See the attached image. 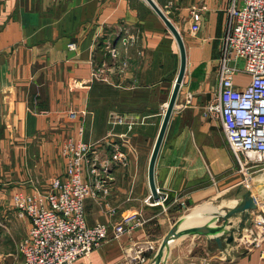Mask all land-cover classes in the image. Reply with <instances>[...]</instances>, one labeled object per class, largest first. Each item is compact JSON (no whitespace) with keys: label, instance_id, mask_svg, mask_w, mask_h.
<instances>
[{"label":"crops","instance_id":"0c3cea01","mask_svg":"<svg viewBox=\"0 0 264 264\" xmlns=\"http://www.w3.org/2000/svg\"><path fill=\"white\" fill-rule=\"evenodd\" d=\"M154 1L180 31L187 52L155 166L158 198L149 163L181 64L162 18L146 0H0V236H13L9 260L0 264L22 261L15 237L32 226L13 206V195L49 189L65 170L58 148L80 128L100 174L86 165L94 192L85 200L87 224L107 223L110 232L90 258L74 264H152L158 250L146 252L144 263L127 257L141 242L166 246L158 264H264V245L237 248L227 242L226 226L219 246L206 229L245 182L221 118L207 109L221 88V37L233 0ZM194 8L202 16L197 34L190 29ZM249 81L244 72L234 77L238 87ZM115 147L125 163L111 162ZM251 179L264 180V170ZM131 214L138 224L116 236L115 224ZM229 220L236 224L239 217Z\"/></svg>","mask_w":264,"mask_h":264},{"label":"built area","instance_id":"2783aa9c","mask_svg":"<svg viewBox=\"0 0 264 264\" xmlns=\"http://www.w3.org/2000/svg\"><path fill=\"white\" fill-rule=\"evenodd\" d=\"M228 11L230 21L221 37L218 60L221 88L207 109L221 118L240 171L251 180L254 171L264 170V0H242L239 7L233 0ZM201 21L199 9L194 8L190 18L193 34L199 31ZM112 52L117 55L115 48ZM241 72L249 74L250 81L238 87L234 77ZM82 135L80 128L76 137L64 142L65 171L53 179L49 189L13 195V206L32 223L19 243L23 259L18 264H74L80 258H90L109 237V224H87L85 200L94 192L85 178L86 165L91 166L95 177L100 174L96 158L90 156L91 146ZM115 150L111 162L125 163L124 152L117 147ZM107 172L106 162L103 173ZM104 180L99 178L97 182L102 184ZM256 201L249 221L233 240L247 250L264 245V197L256 194ZM137 224L136 214L124 216L114 226L116 236ZM158 249V243L141 242L134 255L128 252L127 257L144 263L145 253Z\"/></svg>","mask_w":264,"mask_h":264},{"label":"water","instance_id":"95a60500","mask_svg":"<svg viewBox=\"0 0 264 264\" xmlns=\"http://www.w3.org/2000/svg\"><path fill=\"white\" fill-rule=\"evenodd\" d=\"M146 2L156 11V13L162 18V20L165 22L168 29L172 32L174 35L179 49H180V56H181V64H180V70L178 73V76L176 78L174 88L170 97V100L166 106L163 122L161 124L158 137L156 139L155 146L153 148V152L150 158L149 163V182L150 187L152 190V193L155 198H158V192L157 187L155 184V166L156 161L160 152V149L162 147V143L164 140V136L168 127V124L170 122L179 91L181 88V85L183 83V79L186 72V64H187V52H186V46L183 40V37L178 30V28L174 25V23L170 20V18L164 13V11L158 6V4L154 0H146ZM255 190L250 188H247V191L243 194H240L238 192L234 198L235 202L233 206L225 208L223 210H218L217 213L211 218L213 222L221 223V225H215V226H207L206 229L210 231V233L214 237V241L219 245L222 246L223 238L220 236L221 232L223 231V227L231 225L232 223L229 222L230 218L234 215H241L240 221L237 223L238 228H229V235L227 236V242L231 243L234 239V232L241 231L249 221L251 217V211L256 209L257 201H256V193L261 195V197H264V180L261 182H255L254 183ZM246 187V185H245ZM203 228L202 230H206ZM166 245V243L164 244ZM164 250H166V246H163L155 255L154 259L152 260V264H158L160 261Z\"/></svg>","mask_w":264,"mask_h":264},{"label":"rangeland","instance_id":"374dc122","mask_svg":"<svg viewBox=\"0 0 264 264\" xmlns=\"http://www.w3.org/2000/svg\"><path fill=\"white\" fill-rule=\"evenodd\" d=\"M67 139H65L63 142H62V146H61V148L59 147L58 148V151L59 150H61V155H62V147H63V145H64V142L66 141ZM62 157H63V155H62ZM64 158V157H63ZM64 161H65V159H64ZM44 166H45V163L43 164ZM65 171V170H64ZM40 172H43V173H40ZM38 174H39V176H40V178H46L47 176H46V174L44 175V171H42V170H40V171H38L37 172ZM63 174H64V172H63ZM62 174V175H63ZM239 176H240V178L242 179V178H245V182H243V184H241L240 185V189L238 190L237 189V191H236V193H238V192H240V194H243L244 192H246L247 191V186H251L252 187V183H251V180H248L247 178H246V175L243 173V172H239ZM242 174V175H241ZM61 176V175H60ZM54 179V178H53ZM53 179H52V181H53ZM51 181V182H52ZM41 184H44L45 182H44V179H41ZM254 183V182H253ZM47 184V183H46ZM245 185H246V187H245ZM50 186H51V184H50ZM50 186H49V188H50ZM47 185L45 186V185H40V186H36L35 188H34V190H37V189H39V190H45V189H47ZM253 188V187H252ZM233 190L234 189H231L230 191V195H232L233 194ZM257 195H259L258 193H256ZM235 196L236 195H234V198H235ZM259 196H261V195H259ZM215 215V214H214ZM213 215V216H214ZM212 216V217H213ZM239 217V220L236 222V224H233L232 225V227H231V225H229L230 226V228H238V225H237V223L240 221V219H241V215L240 214H238V215H234V216H232V217ZM211 217V218H212ZM211 218H209V222H208V224H206L207 226H211L213 223H217V222H213L212 220H211ZM228 230H230V229H228ZM236 233H237V231H235L234 232V237L236 236ZM25 234H26V232L23 234V235H17L16 237H15V239H17V243H19L20 241H21V239L25 236ZM230 233H229V231H228V235H229ZM220 235H222V234H220ZM227 237V236H226ZM2 238V241L0 242V244H2L1 246H0V260H4V261H7V260H9V259H7L6 257V255L9 253V251H8V249H10V248H12L13 246V236L12 235H9V234H4V235H2V236H0V239ZM234 240V239H233ZM3 248V249H2ZM161 248H162V246H161ZM160 248V249H161ZM237 248H244V246L242 245V246H239V247H237ZM160 249H158V251L160 250ZM157 251V252H158ZM164 252H165V250H164ZM163 255H164V253H163ZM162 255V256H163ZM6 258V259H5Z\"/></svg>","mask_w":264,"mask_h":264},{"label":"bare ground","instance_id":"6f19581e","mask_svg":"<svg viewBox=\"0 0 264 264\" xmlns=\"http://www.w3.org/2000/svg\"><path fill=\"white\" fill-rule=\"evenodd\" d=\"M253 181H254V180H251L252 187H253L252 189H253V190H255V186H254V183H253ZM234 202H235V200H234V199H233V200H230V203H229V205H227V206H225V205H222V206H220V207H219V209H218V210H223V209H225V208L231 207V206H233Z\"/></svg>","mask_w":264,"mask_h":264}]
</instances>
